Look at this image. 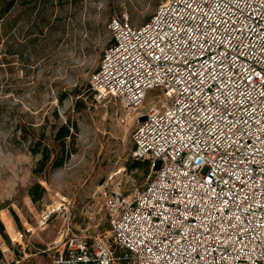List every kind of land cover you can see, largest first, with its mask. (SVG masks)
Here are the masks:
<instances>
[{
	"label": "built area",
	"instance_id": "obj_1",
	"mask_svg": "<svg viewBox=\"0 0 264 264\" xmlns=\"http://www.w3.org/2000/svg\"><path fill=\"white\" fill-rule=\"evenodd\" d=\"M157 8L139 26L111 19L113 43L91 78L98 99L127 110L119 122L133 120V158L152 163L132 196L102 187L124 253L67 230L47 250L51 264H264V0ZM7 252L0 264L22 263Z\"/></svg>",
	"mask_w": 264,
	"mask_h": 264
},
{
	"label": "rangeland",
	"instance_id": "obj_2",
	"mask_svg": "<svg viewBox=\"0 0 264 264\" xmlns=\"http://www.w3.org/2000/svg\"><path fill=\"white\" fill-rule=\"evenodd\" d=\"M0 0V10L3 7ZM160 0H16L0 21V253L9 249L21 264H51L47 251L61 232L108 239L116 254L102 196H132L152 171H130L133 120L114 97L98 99L91 78L113 43L109 23L128 15L146 24ZM157 90L147 93L154 100ZM64 97L63 102L60 98ZM76 123L74 152L60 168L35 174L41 154L33 144L56 151L54 132ZM52 156V159L55 156ZM147 161V160H144ZM44 187L34 202L30 190ZM57 209L46 221V213ZM30 232H27V231ZM24 234L22 242L18 235ZM20 241V240H19Z\"/></svg>",
	"mask_w": 264,
	"mask_h": 264
},
{
	"label": "trees",
	"instance_id": "obj_3",
	"mask_svg": "<svg viewBox=\"0 0 264 264\" xmlns=\"http://www.w3.org/2000/svg\"><path fill=\"white\" fill-rule=\"evenodd\" d=\"M3 3V7L0 10V21L3 19L4 14L10 10L16 3V0H1ZM151 18V17H150ZM149 18V19H150ZM147 20V22L149 21ZM91 88V87H90ZM92 89V88H91ZM95 93V91H94ZM64 97L60 98V101L63 102ZM78 125L76 123H67L61 124L57 127L54 132V144L57 148L56 155L55 151L49 149L48 145L44 146L41 149L42 141L41 139L37 140L32 146V152L34 155L41 154V159L38 161L37 168L35 169V174L37 175H45V171L48 168L51 170L60 168L64 165V163L70 158V156L74 152V144L76 141L77 133H78ZM55 156L52 159V156ZM151 164L149 161L137 160L133 158L129 165L128 169L130 171L143 169L146 170L151 169ZM44 187L41 184H35L30 190V196L34 202L41 200L45 194Z\"/></svg>",
	"mask_w": 264,
	"mask_h": 264
},
{
	"label": "bare ground",
	"instance_id": "obj_4",
	"mask_svg": "<svg viewBox=\"0 0 264 264\" xmlns=\"http://www.w3.org/2000/svg\"><path fill=\"white\" fill-rule=\"evenodd\" d=\"M57 210V209H56Z\"/></svg>",
	"mask_w": 264,
	"mask_h": 264
}]
</instances>
